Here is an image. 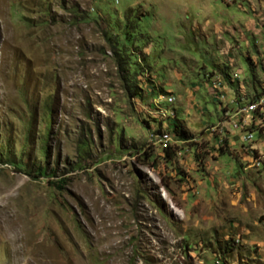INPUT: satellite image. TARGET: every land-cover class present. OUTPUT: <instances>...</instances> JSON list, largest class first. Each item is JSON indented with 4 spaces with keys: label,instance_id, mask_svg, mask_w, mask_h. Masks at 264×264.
Listing matches in <instances>:
<instances>
[{
    "label": "rangeland",
    "instance_id": "obj_1",
    "mask_svg": "<svg viewBox=\"0 0 264 264\" xmlns=\"http://www.w3.org/2000/svg\"><path fill=\"white\" fill-rule=\"evenodd\" d=\"M127 20L142 97L113 53ZM261 24L264 0H0V264H264V147H217L264 142V93L243 112L220 72L222 102L203 90L229 57L232 79L264 85Z\"/></svg>",
    "mask_w": 264,
    "mask_h": 264
},
{
    "label": "trees",
    "instance_id": "obj_2",
    "mask_svg": "<svg viewBox=\"0 0 264 264\" xmlns=\"http://www.w3.org/2000/svg\"><path fill=\"white\" fill-rule=\"evenodd\" d=\"M127 21H128L127 24H126L127 28H126V30L124 32L125 41L120 43L119 47L115 46L113 48V53H114L115 57L116 56L120 57V60H119L120 70L127 74V77L125 79V81H126V88L125 89L129 92L130 96H132V97L138 96V95L140 97H142V94H143L142 89L137 84L138 83L137 75L140 73V67H139L138 64L133 62L134 59H132V57H131L132 55H130V53H128L129 49L128 50L125 49V45L128 46L126 44V40L131 38L132 32L135 31L136 27L134 26V29H130L129 26H133V24H132L131 20H127ZM125 51H126V53H125ZM125 54H128V56H126ZM251 69L254 72L255 71V65H252ZM142 71L143 72L144 71H149L147 65L144 67V69ZM216 72H220L222 74V76L224 77L222 83L225 86H229V87H231L233 89L232 91H234V93L236 94L235 95L236 102H238V103L242 102L243 99H245L247 97L248 94H246V96L245 95L243 96L242 90L239 89L238 87H235L236 82H232V79H231V76H230L231 74H230L229 68H228V66L226 64L222 65V66H217V67H215L212 70H204L203 71V76L208 79L209 77H211ZM199 82L201 84L204 83L202 80L199 81ZM252 87L253 88H252L251 92L254 93L253 96L255 98L259 97L261 94L264 93V85L261 86V82L256 84V82L253 80ZM258 87H260V88H258ZM162 91H165V89L162 88ZM214 94L217 97L215 89H214ZM254 97H251V98H254ZM258 114H259L258 109H256L252 113V122L255 121V117L257 118ZM213 123L214 122L207 123L206 127L210 126ZM172 125H173V129L176 132V135L178 133L179 137L176 136L177 138H180L182 140L193 139L194 135H191L189 133V131L186 129V125L181 122V119L179 118L178 114L175 115L174 120L172 122ZM208 131L209 130H206V129L204 130L205 133L208 132ZM215 137L217 138L218 135L215 134ZM226 144H227V142H226ZM196 145H197V143H196ZM81 148H82V150H87L88 142L87 141L83 142V145L81 146ZM175 150L176 149L174 148V146L172 144H170V145L167 144L166 146H164L163 152H164L165 158H167L168 160L173 159L175 157V154H176ZM145 154L150 155V152L146 150ZM15 166H17V168L21 169V166H23V164H22V162H20V163L16 164ZM37 169H38V172H39L40 175H44L46 173V168H44V166H42V165L38 166ZM52 173H55V171H52ZM64 181L65 180L52 181V183H54L58 188L63 189L64 188V184H63Z\"/></svg>",
    "mask_w": 264,
    "mask_h": 264
},
{
    "label": "clouds",
    "instance_id": "obj_3",
    "mask_svg": "<svg viewBox=\"0 0 264 264\" xmlns=\"http://www.w3.org/2000/svg\"><path fill=\"white\" fill-rule=\"evenodd\" d=\"M261 26H262V29H264V24H261ZM243 32H245L244 30H243V28L242 27H239V26H234L233 28H232V31L227 35V36H229V35H235V34H242ZM247 42H248V40H246ZM238 41H236L235 40V38L234 37H232L231 38V40L230 41H225L224 42V44H225V47L223 48V49H225V50H229V49H231L236 43H237ZM240 46H236L235 47V50L237 49V48H239ZM247 58L253 63L254 61H253V59L251 58V56H250V54L248 53V55H247ZM234 58L233 57H229L228 58V62L227 63H224V64H219V65H216V67L217 66H222V65H227L228 66V68H229V72H230V76H231V79H232V71H231V66L233 65V63H234ZM239 70V74H240V72H242V68H239L238 69ZM144 72H149V71H144ZM214 75V74H213ZM212 75V76H213ZM211 76V77H212ZM209 79V78H208ZM222 79H224V77L222 76ZM255 81L256 82V79H255V77H253V79L251 80V81ZM200 81V80H199ZM249 82V84L250 85H252V83L253 82ZM232 82H236V85H235V87H238L239 89H245V91L246 92H248V93H251V91H247V89L245 88V84H244V82L242 81V80H240V82H238V81H235V79H232ZM260 82H262V81H260ZM259 83V82H258ZM201 85V83L199 82V84H198V87ZM203 85V84H202ZM141 86H143L144 88H147V90H149V88L147 87V86H151L152 88H154L155 87V82H154V80H152V79H148L147 81H146V83L143 85L142 84V82H141ZM204 87H205V89H203L204 90V92H206V94L207 95H209L210 97H211V99L215 102V103H218V101L213 97V95L210 93V84L209 83H207V84H205L204 85ZM162 88L163 87H158V89L157 90H155V92H157L158 93V95H163V96H167L168 94H171V93H168L166 90L165 91H162ZM226 88L228 89L229 88V92L227 91V93H230V94H232L234 91H232L233 89L231 88V87H229V86H226ZM164 89V88H163ZM202 89H200L199 88V90L198 91H201ZM143 92V91H142ZM209 93V94H208ZM143 94H144V92H143ZM174 95V94H173ZM175 96V95H174ZM162 100H166V99H162ZM175 100H176V96H175ZM174 100V101H175ZM167 101V100H166ZM168 103V102H167ZM173 103V102H172ZM172 103H168V104H172ZM168 108V107H167ZM173 110V115L175 116L176 114H177V111L176 110H174V109H172ZM221 116V111L219 112V114H217V117H216V120H217V118H219ZM183 120V119H182ZM216 120H215V122H216ZM205 127H206V125H205ZM204 127V130L206 129ZM258 135H262L261 133H257ZM176 135V134H175ZM206 136V133L204 134V137ZM203 137V142H206V141H214V143H215V145L217 146V138L215 137V135L214 136H212V138L210 139V140H206L205 138ZM231 139H233V140H236V141H241V143L244 145V147H245V149H248V148H246L248 145H250V144H252V145H255V144H257V141H260V140H258L257 138H255V136H253V140H252V142L251 143H246V142H244V141H242L241 140V138H240V132H237L236 134H234L233 136H231V138H229V139H225L224 138V145L223 146H217L218 148H220V149H222V148H225L226 146H229L230 145V141H231ZM226 142H227V144H226ZM261 142V141H260ZM234 143V142H233ZM262 144L264 145V142H262ZM203 145V144H202ZM264 147V146H263ZM260 148V147H259ZM261 149V148H260ZM249 150V149H248ZM259 152V149H252V150H250V154L251 155H255L256 153H258Z\"/></svg>",
    "mask_w": 264,
    "mask_h": 264
},
{
    "label": "crops",
    "instance_id": "obj_4",
    "mask_svg": "<svg viewBox=\"0 0 264 264\" xmlns=\"http://www.w3.org/2000/svg\"><path fill=\"white\" fill-rule=\"evenodd\" d=\"M262 29V26L260 25V27H258V30H261ZM221 31L222 29H221V27H218V28H216V29H212V31L215 33L216 31ZM232 75H236L237 76V72L235 71L234 73H232ZM213 77H214V75L212 76V77H209V84H210V93L213 95V97L214 98H217L216 96H215V94H214V88L212 87V84H211V81H212V79H213ZM194 93V92H193ZM238 93V92H237ZM233 94H235L234 92L232 93V94H230V93H227V95H228V97H230V98H232L231 96L233 95ZM242 94H244L245 96H246V94H247V92L245 91V89L243 88L242 89ZM195 96L197 95L196 93L194 94ZM201 96V95H200ZM219 100V99H218ZM220 102H222L221 100H219ZM244 112H247V111H244ZM249 114V113H248ZM250 115H251V118H250ZM249 119H250V123L252 122V113L251 114H249ZM246 119L244 118V120H243V122H242V124H245L244 123V121H245ZM222 127V126H221ZM240 127V126H239ZM241 127H242V129H243V126L241 125ZM238 130V129H237ZM234 133H235V131H233ZM252 133V132H251ZM251 133H249V132H246L244 135H246V134H249V135H251L252 136V134ZM244 135L242 136V139H244L243 137H244ZM251 138V137H250ZM257 144L259 145V147L260 148H262L264 145L262 144V142H260V141H257ZM251 146H253V145H251ZM254 147V146H253Z\"/></svg>",
    "mask_w": 264,
    "mask_h": 264
},
{
    "label": "built area",
    "instance_id": "obj_5",
    "mask_svg": "<svg viewBox=\"0 0 264 264\" xmlns=\"http://www.w3.org/2000/svg\"><path fill=\"white\" fill-rule=\"evenodd\" d=\"M218 94V93H217ZM162 98L163 99H166L167 100V102L168 103H172V102H174V100H175V96L174 95H172V94H168L167 96H162ZM246 106V104H243V102H239L237 105H236V107L235 108H237V107H245ZM234 108V109H235ZM225 118V116L223 117V118H220V119H224ZM214 124V123H213ZM206 128V127H205ZM244 132H253V130H245V131H243V133ZM157 136H159V135H155V134H153L152 133V137H157Z\"/></svg>",
    "mask_w": 264,
    "mask_h": 264
},
{
    "label": "bare ground",
    "instance_id": "obj_6",
    "mask_svg": "<svg viewBox=\"0 0 264 264\" xmlns=\"http://www.w3.org/2000/svg\"><path fill=\"white\" fill-rule=\"evenodd\" d=\"M214 90V89H213ZM163 96V95H162ZM218 99V98H217ZM261 104V103H260ZM255 108V105L254 104H248L247 106H245L244 108H243V112L244 111H247V109H254ZM167 110V109H166ZM157 131H155V130H153V134H155ZM249 133H251V132H249ZM252 134V133H251ZM262 134H263V132H262ZM172 136V135H171ZM250 137H251V135H244V139L243 140H246L247 138H249L250 139ZM172 138V137H171ZM155 141H156V139H154ZM242 140V141H243ZM169 142H171V140L169 141ZM167 145V144H166ZM165 145V146H166ZM163 148H164V145H163Z\"/></svg>",
    "mask_w": 264,
    "mask_h": 264
}]
</instances>
